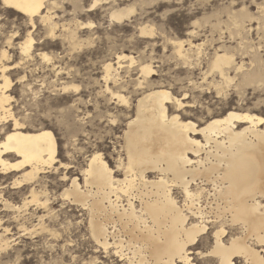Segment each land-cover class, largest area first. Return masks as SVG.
<instances>
[{"label": "bare ground", "instance_id": "bare-ground-1", "mask_svg": "<svg viewBox=\"0 0 264 264\" xmlns=\"http://www.w3.org/2000/svg\"><path fill=\"white\" fill-rule=\"evenodd\" d=\"M68 1L73 9L80 7L81 0ZM16 2L20 3L21 9L8 10L22 15L26 25V21L31 22L32 27L39 23L48 34L54 33L57 22L54 21L51 9L54 10L57 6V0H32L31 4L24 0ZM40 2L47 6L40 8ZM99 3L100 0H93L90 10L93 4ZM134 11L133 5H127L113 9L111 17L121 20ZM82 23L74 21L73 24L62 25L60 36L68 44L71 54L90 41L89 38L82 39L78 35L77 30ZM242 29L241 20L237 32L240 33ZM139 31L144 36H152L154 33L149 25H142ZM194 33V30L187 32L188 35ZM23 38L16 43L21 59L31 56L34 43L29 32ZM11 39L12 37L8 38V44ZM168 40L173 56L186 69L185 73L191 75L194 68L200 66L199 54L203 44H195L190 39ZM29 41L30 48H25L24 45ZM226 51L233 53L228 49ZM193 52L197 54V58H192ZM246 54L249 56V67H245L244 61L236 62L234 75H230L229 79L235 82L238 75L236 86L259 85L264 81V57L251 43L246 45ZM38 56L41 60H51L45 52H39ZM114 58L116 63H112V60L102 63L99 79L102 85L97 94L107 97L109 101H113L114 97H122L127 103L120 104L117 99L115 104L130 110V91L127 95L122 93L127 90V86L123 84L118 69L123 68L124 60L129 61L130 65L137 61L123 51ZM9 59L7 49L1 48L0 117L4 116V105L8 106L11 113L13 97L9 72L21 63L16 62L15 66H11L8 64ZM214 59L215 52L212 55V60ZM207 61L206 69H200L203 81L211 71L210 59ZM149 68L152 69L151 73ZM136 69L139 72L136 85L142 91L133 105L134 114L124 124L121 135L123 143L119 145L122 152L116 146L112 147L113 153L110 156L114 155L113 166L103 158H88L84 167L78 166L82 181L76 175L68 177L64 173L61 180L68 179L69 185L63 191L61 189L60 197L64 201L68 199L76 203L87 214V228L98 246H113L116 252L119 251L126 257L128 264H173V255L179 251L187 235L193 230L203 233L209 219L221 222V229L212 233V250L218 253L217 264H235V257L241 258L243 264H264V127L258 122L253 124L242 118L245 114H257L222 109L224 112L217 111V115L207 124H202L197 132L186 122L174 119L177 115L174 111L178 105L170 90L163 86L149 87L153 85L150 83V76L155 73L152 64L137 62ZM24 78L25 76L20 77ZM188 79L195 89L197 82H193L191 76ZM206 83L215 86L217 82L206 80ZM145 85L148 86L147 89H143ZM21 87L24 92L25 87ZM63 89L77 92L79 86L70 84ZM13 127H16L15 122ZM45 131L47 129L44 127L22 130L9 146L15 152L0 148V189H5L7 181L11 179V189L22 192L21 202L16 204L12 202L11 194L5 196L0 191L3 211L23 212L25 215L31 210L29 213L36 220L30 228L24 222H17V232L56 233L53 229L54 212L45 182L47 176L42 174L57 173L60 168L73 169V166L58 160V140L55 136H45ZM118 173L121 176H117ZM179 189H191L195 199L181 201L180 208H176L173 191ZM40 210L42 214L37 213ZM2 220L0 217V247L9 244L6 234L12 231L10 225L1 223Z\"/></svg>", "mask_w": 264, "mask_h": 264}, {"label": "rangeland", "instance_id": "rangeland-1", "mask_svg": "<svg viewBox=\"0 0 264 264\" xmlns=\"http://www.w3.org/2000/svg\"><path fill=\"white\" fill-rule=\"evenodd\" d=\"M57 2L58 4L53 8L54 10L51 9L54 21L57 22V27L53 34H48V31L39 23H36L34 27L29 24L26 25L22 15L10 9L8 10V8H0V49H7L10 55L8 64L11 66H15L14 64L16 62H21L20 65L11 69L9 72L10 79L12 80L10 88L12 89L11 95L13 97L11 108L18 102L19 96L17 94H22L26 101L29 96L34 98L43 96L45 103H50L59 113L58 118L66 122L65 131L69 132V137L66 139L65 134L58 130L57 139L59 144L58 160L63 163H66V158L70 155L66 150L69 143L74 144L76 142L75 136L71 135V133L82 130L85 126V121H87V127L89 129L94 128L96 124L103 120L104 115L108 114L107 110L109 108L113 110V114L117 107L122 109V125L120 130L116 133L117 139L122 140L121 135L125 121L134 114L133 105L135 104L137 96H139L142 91L136 85V77L139 76V72L136 69L137 62H150L155 70V73L150 76V83L153 85L149 87L166 86L165 88L171 92L174 86L179 85L177 91H185V88H192V82L188 79V76H191L193 82H198L199 79V81H203L200 69H206L209 53L213 55L217 46L220 47V39L223 35V33H220L221 35L216 36L217 38L215 37L214 39L213 29L216 25L208 21H205L203 24H198V18H196L192 12L179 8L178 5L180 0H100L97 7H92L91 10L90 5L93 0H81L80 7L74 9L68 0H57ZM161 2L173 5L171 10L172 14L167 19L163 16L165 9H161L160 12L156 11L157 5ZM127 5H133L135 7V11L132 14L121 20H114L111 17V11L113 9L122 8ZM190 15L193 16V19H188ZM77 18L79 19L77 20ZM74 21H78L79 23L83 22L82 25L78 27V35L82 39L89 38L91 42H85V45L83 44V46L71 54L70 48L67 46L68 44L66 41L62 40L60 35L62 25L73 24ZM88 24L94 25V27L88 26ZM142 25H149L152 27L154 31L153 35H141L139 28ZM13 26H15L17 31L23 28L24 37L28 32L33 33L32 38L34 43L30 57L28 56L21 59L16 43L24 38L19 40L13 37L11 33ZM242 27L243 29L240 33L237 32V27L234 29V43L233 36L229 33L228 45L230 46H227L226 49L235 52L238 61H244L245 67L248 68L249 56L246 54V45H248V43H251L255 50H259L260 55L264 57V26L258 23L256 27H253L252 22L248 21L247 31H245V22L242 20ZM6 29L7 34L5 33ZM190 30H194L195 33L188 35L187 32ZM56 32L58 34H56ZM9 37H12L10 42L14 45H11V43L8 44ZM170 38L182 40L190 39L195 44H203L201 53L199 54L201 61L200 66L199 68H194L191 75L185 73L186 69H184L183 65L173 56L171 45L168 40ZM122 51L125 54L132 55L135 61H137L130 65L129 61L124 60L122 61L123 68L118 69L123 84L127 86V90H123L122 93L127 95V92L130 91L128 94V96H130V102L132 103L130 110L124 106H118L112 101L97 94L102 85V81L99 80L101 77L102 63L106 60H112L117 53ZM39 52L49 54L51 60H41V57L38 56ZM193 53L192 58L194 59L195 56L197 58V54ZM24 67L27 68L25 69ZM230 75L233 76L234 72L232 71ZM22 76H25V78L20 79ZM185 80L187 84H184ZM238 81L237 75L236 81L232 82L231 86L232 92L237 95L236 100L231 106H229L226 100L224 108L227 110L243 108V111L258 115L261 108V97L257 95V92H259L262 82L259 83V85L244 84L236 86ZM24 84L28 85L25 87ZM70 84L78 85L80 91L75 92L72 89H63L64 86ZM21 86L25 87L24 92H22ZM201 86L205 89L212 87L213 90H215V86L212 84L208 85L206 81H204V84ZM147 88L148 86L145 85L143 89ZM249 89H252V91H249ZM252 96H256V100L249 106L248 101L251 100ZM90 108L92 112L91 115L89 113ZM169 110L170 112L172 111L171 108ZM221 110L222 109L219 107L216 109V111ZM38 125L33 126V128L38 129L44 127L43 124ZM82 134L87 136V133L82 132ZM197 137L200 136L197 135ZM109 143L111 144L113 142L110 141ZM80 151L83 150L81 149ZM108 153L107 161L113 166L114 155H112V157L110 156V154L113 153V148L109 150ZM87 159L88 158L84 155H81L79 159L73 157L71 162L73 169L65 170L64 168H60L57 173L42 174V176H47L45 177V182L47 193L49 192V202L54 212L55 223L53 229L56 230L55 235H51V233L45 231L41 233L40 231L17 232L15 229L17 222H24L29 228L32 224L36 223L35 217L33 218L29 213L31 210L25 213V215H23V212L12 213L6 210L3 211L4 208L0 204L2 208H0V217L3 218L1 223H3V225H10L12 229L10 233L6 234V238L9 239V244L0 247V264H28L29 261L31 264H62L65 255H67L69 259L73 256L76 257L79 259L80 264H88V261L97 258L95 256L96 249L92 248L91 245L84 246L85 233H87L91 241L94 242L87 228V214L77 206L76 203L74 204L68 199L64 201L59 195L65 187L69 185L68 179L67 181L61 180L62 175L64 173L68 177L76 175L80 178V181H82L79 167H84ZM117 176L121 175L118 173ZM10 182L11 179L7 181L6 188L2 189V191L0 189V191L5 196L11 194L12 202L20 204L22 192H18V189H11ZM41 212L42 210L37 211L39 214L43 213ZM26 214L29 215L26 217ZM14 216L17 217L13 218ZM211 242H213L212 235ZM205 243H207V237L205 238ZM73 245L74 248L72 251H68V248ZM110 247L112 249V255L115 257L117 253L116 249L113 246ZM125 252L126 251H124V253ZM262 254L264 255V252H262ZM124 261L123 264H128L126 263L127 259L125 256ZM233 261L235 264H243V260L239 257H235ZM109 264H113L111 257L109 258Z\"/></svg>", "mask_w": 264, "mask_h": 264}, {"label": "snow or ice", "instance_id": "snow-or-ice-1", "mask_svg": "<svg viewBox=\"0 0 264 264\" xmlns=\"http://www.w3.org/2000/svg\"><path fill=\"white\" fill-rule=\"evenodd\" d=\"M24 2L31 4L32 0H24ZM38 6L44 8L47 5L40 2ZM178 6L182 10L192 12L198 18V24H203L205 21H208L216 25L213 29L214 39L220 33H223L220 39V47L215 49L214 60H212V53H209L211 71L205 77V81L213 80L217 82L215 84V90L212 87H208L207 89L202 87L201 85L204 84V81H198L195 89L186 88L185 91H177L179 85L171 89L172 94L176 97L175 104L178 105L176 108L177 115L174 119L186 122L191 129L198 132L202 124H207L217 115V107L227 111L224 108L225 101L227 100V103L231 106L236 100L237 95L231 90L232 81L229 79V76L238 59L235 52L229 54L226 51V47L230 46L228 45L229 33L232 34L234 43V29L238 27L241 20L245 22V31H247L248 21L252 22L253 27H256L258 23L264 26V0H180ZM92 7L96 8L97 5L93 4ZM0 8L21 9V5L16 0H0ZM172 8L173 5L161 2L157 5L156 11L160 12L161 9H165L163 16L167 19L172 14ZM113 19L115 20V17ZM188 19H193V16L190 15ZM26 23L32 26L31 22L26 21ZM90 26L94 27V25ZM5 33L7 34V29ZM12 35L15 39H23L24 29L21 28L17 31L15 26H13ZM32 35L33 33L29 32V36ZM141 35H144V33L141 32ZM30 45L31 41L25 44L24 47L30 48ZM44 59H47V57H44ZM112 63H116L114 58H112ZM5 71L8 70L6 69ZM148 71L151 73L152 69L149 68ZM184 84H187L186 80ZM76 91L79 92L80 90L76 89ZM113 91L115 92L116 90L113 89ZM249 91H252V89H249ZM17 95L19 99L13 105L11 113L7 105L3 106L4 116L0 117V142L3 143H0V148H7L8 151L15 152V149L9 146L17 139V134L22 130L29 131L31 127L38 124L44 125L47 131L43 134L49 138L55 136L58 139V130L65 134L66 139L69 137V132L65 131V122L58 118L59 113L50 103H45L43 96H39V98L29 96L26 101L22 94ZM257 95L261 97L259 114L256 116L245 114L242 118L246 121H251L253 124L258 122L264 127V82H262ZM117 99L120 104L127 103L122 97H114L112 102L115 103ZM255 100L256 96H252L251 100L248 101L249 106ZM237 111H243V108L237 109ZM107 112L108 114L104 115L103 120L96 124L94 128L89 129L87 127V121H85V126L82 130L71 133V135L75 136L76 142L74 144L69 143L66 149L70 154L66 158V163L71 165L72 158L76 157L79 159L81 155L93 160L101 158L107 160V153L114 145L117 147V150L122 152V149H119V145L123 143V140L116 139V133L122 125V109L117 107L113 114V110L109 108ZM89 113L90 115L92 114L91 108L89 109ZM14 122L16 124L15 128L13 127ZM82 132L87 133V136L83 135ZM110 141L113 143L110 144ZM81 149L83 151H80ZM173 195L176 198L174 201L176 208H180L181 201L187 202L189 199H195L191 189L174 190ZM206 224L207 226L204 228L203 233H200L198 230H193L192 233L187 235L179 251L173 255V264H217L218 253L212 250L211 235L214 231L221 229V222L209 219ZM206 237L207 243H205ZM88 245L96 249L95 256L97 257L94 260L88 261V264H109L110 257L113 260V264H123L124 257L120 255L119 251L113 257L111 247L100 248L85 233L84 246ZM73 248L74 245L70 246L68 251H72ZM28 264H31V262L29 261ZM62 264H80V261L74 256L69 259L65 255Z\"/></svg>", "mask_w": 264, "mask_h": 264}]
</instances>
